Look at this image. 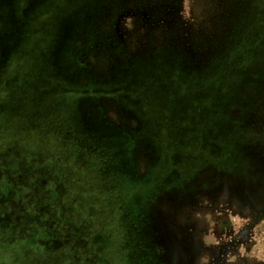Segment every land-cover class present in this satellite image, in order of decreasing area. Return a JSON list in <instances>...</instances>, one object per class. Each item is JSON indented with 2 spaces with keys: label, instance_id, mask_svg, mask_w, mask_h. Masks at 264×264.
I'll list each match as a JSON object with an SVG mask.
<instances>
[{
  "label": "rangeland",
  "instance_id": "rangeland-1",
  "mask_svg": "<svg viewBox=\"0 0 264 264\" xmlns=\"http://www.w3.org/2000/svg\"><path fill=\"white\" fill-rule=\"evenodd\" d=\"M228 3L0 0V264H141L144 231L192 200L202 225L249 221L263 4L230 21L231 47ZM253 239L264 254V219Z\"/></svg>",
  "mask_w": 264,
  "mask_h": 264
},
{
  "label": "flooded vegetation",
  "instance_id": "flooded-vegetation-1",
  "mask_svg": "<svg viewBox=\"0 0 264 264\" xmlns=\"http://www.w3.org/2000/svg\"><path fill=\"white\" fill-rule=\"evenodd\" d=\"M238 1L240 0H234L232 4ZM252 2L254 5H251ZM249 3L245 10L248 14L243 16L247 20L248 16H252V10L254 11L259 4L262 5L264 0H250ZM259 16H262L260 19L263 24L264 9L260 11ZM236 17L240 16L235 15L234 19ZM254 174L255 189L260 195L251 199L253 203L251 213L244 214L239 211L235 213L239 217L248 218L249 221L240 223L236 229L230 222L231 217L217 212V208L214 207L217 202L211 199L213 202H208L207 207L215 209L217 213L213 214V217L205 213L206 219L202 225L199 220L193 219L196 202L192 200L190 212L185 218L175 221L174 228H162L156 233L144 231L141 264H264V254L261 255L253 249L254 231L258 223L264 219V169L254 171ZM148 233L158 238L155 245H152L153 249H156L155 261L149 259L153 256V249L147 242Z\"/></svg>",
  "mask_w": 264,
  "mask_h": 264
},
{
  "label": "trees",
  "instance_id": "trees-1",
  "mask_svg": "<svg viewBox=\"0 0 264 264\" xmlns=\"http://www.w3.org/2000/svg\"><path fill=\"white\" fill-rule=\"evenodd\" d=\"M227 1H229L228 4H230V5H229V7H228V9L226 11V14H225V17L227 19L224 21V26L223 27H224V31H225V29H227V34H226V36H224V38L226 39L225 40L226 42L228 41L227 44L231 42L230 46L234 47L235 45L230 40L235 35V30H236V26L237 25H233L234 23H232V22L230 23V21L234 20V16L235 15L240 16L239 19H241V15L245 16V15L248 14V11L245 12V10L247 9L248 5H250V3H249L250 0H240L237 3H235V4H232L234 2V0H227ZM251 5H254V3L252 2ZM263 9H264V3H263V7H262L261 10H263ZM260 17H262V16H258V19L262 23ZM229 23L231 25H228ZM222 25H223V23L222 24L220 23L219 26H217V29L219 30V31L218 30L217 31L220 32V33L223 32V29L221 30ZM224 35H225V32H224Z\"/></svg>",
  "mask_w": 264,
  "mask_h": 264
}]
</instances>
